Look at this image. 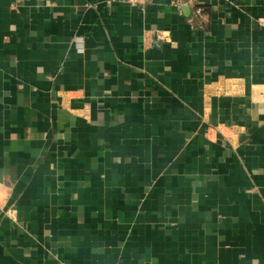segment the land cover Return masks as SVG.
I'll return each instance as SVG.
<instances>
[{
    "label": "crops",
    "instance_id": "0c3cea01",
    "mask_svg": "<svg viewBox=\"0 0 264 264\" xmlns=\"http://www.w3.org/2000/svg\"><path fill=\"white\" fill-rule=\"evenodd\" d=\"M177 3L0 0V264H264V0Z\"/></svg>",
    "mask_w": 264,
    "mask_h": 264
},
{
    "label": "built area",
    "instance_id": "2783aa9c",
    "mask_svg": "<svg viewBox=\"0 0 264 264\" xmlns=\"http://www.w3.org/2000/svg\"><path fill=\"white\" fill-rule=\"evenodd\" d=\"M155 0H132V3H134L135 5H140V6H143V7H146L150 4H152ZM199 1L200 0H178V3H177V6H178V9H179V12L181 14H184V10L183 8L185 6H187L188 8L190 9H193V11L196 13V15H201L204 11L203 7H200L199 6ZM192 22V20H189ZM157 38L162 40L165 36H163L162 33H157ZM79 50L82 51L83 48L82 46L79 47ZM9 216L15 218L17 217V211L16 210H10L9 211Z\"/></svg>",
    "mask_w": 264,
    "mask_h": 264
},
{
    "label": "trees",
    "instance_id": "16d2710c",
    "mask_svg": "<svg viewBox=\"0 0 264 264\" xmlns=\"http://www.w3.org/2000/svg\"><path fill=\"white\" fill-rule=\"evenodd\" d=\"M200 7H203V9H204V11H203V13L204 14H206V12H205V7L204 6H202V5H199ZM203 13L201 14V15H198V16H196L197 18H199V21H197L196 19H194V18H191L192 19V21H193V23L195 22L196 23V21L198 22V23H200V21H201V17H199V16H202L203 15Z\"/></svg>",
    "mask_w": 264,
    "mask_h": 264
},
{
    "label": "water",
    "instance_id": "95a60500",
    "mask_svg": "<svg viewBox=\"0 0 264 264\" xmlns=\"http://www.w3.org/2000/svg\"><path fill=\"white\" fill-rule=\"evenodd\" d=\"M186 7H187V6H185V7L183 8V10H185V9H186Z\"/></svg>",
    "mask_w": 264,
    "mask_h": 264
}]
</instances>
